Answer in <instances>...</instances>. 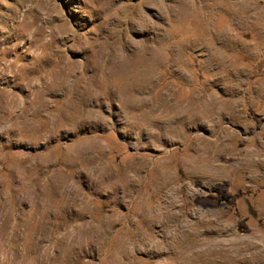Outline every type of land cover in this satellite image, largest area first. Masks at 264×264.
<instances>
[{"label": "rangeland", "instance_id": "1", "mask_svg": "<svg viewBox=\"0 0 264 264\" xmlns=\"http://www.w3.org/2000/svg\"><path fill=\"white\" fill-rule=\"evenodd\" d=\"M0 264H264V0H0Z\"/></svg>", "mask_w": 264, "mask_h": 264}]
</instances>
